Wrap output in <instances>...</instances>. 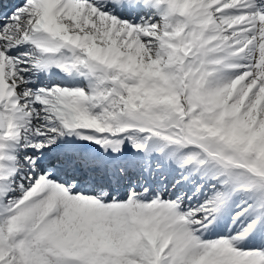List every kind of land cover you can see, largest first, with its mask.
Returning a JSON list of instances; mask_svg holds the SVG:
<instances>
[{"label":"snow or ice","instance_id":"snow-or-ice-1","mask_svg":"<svg viewBox=\"0 0 264 264\" xmlns=\"http://www.w3.org/2000/svg\"><path fill=\"white\" fill-rule=\"evenodd\" d=\"M0 264H264V0H0Z\"/></svg>","mask_w":264,"mask_h":264}]
</instances>
